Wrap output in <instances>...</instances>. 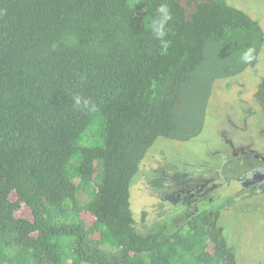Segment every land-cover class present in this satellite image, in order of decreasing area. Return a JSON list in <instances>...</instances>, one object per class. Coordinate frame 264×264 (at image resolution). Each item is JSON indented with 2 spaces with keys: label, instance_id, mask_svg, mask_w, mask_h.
<instances>
[{
  "label": "trees",
  "instance_id": "obj_1",
  "mask_svg": "<svg viewBox=\"0 0 264 264\" xmlns=\"http://www.w3.org/2000/svg\"><path fill=\"white\" fill-rule=\"evenodd\" d=\"M134 1L0 0V264H237L217 210L136 232L129 184L264 31L226 0Z\"/></svg>",
  "mask_w": 264,
  "mask_h": 264
},
{
  "label": "rangeland",
  "instance_id": "obj_2",
  "mask_svg": "<svg viewBox=\"0 0 264 264\" xmlns=\"http://www.w3.org/2000/svg\"><path fill=\"white\" fill-rule=\"evenodd\" d=\"M226 3L242 9L264 31V0ZM262 77L264 45L254 66L214 83L197 136L154 141L129 184L136 232L149 234L199 210H217L237 264H264V183L244 191L235 181L250 164L261 163L255 155L264 158V108L252 99Z\"/></svg>",
  "mask_w": 264,
  "mask_h": 264
},
{
  "label": "flooded vegetation",
  "instance_id": "obj_3",
  "mask_svg": "<svg viewBox=\"0 0 264 264\" xmlns=\"http://www.w3.org/2000/svg\"><path fill=\"white\" fill-rule=\"evenodd\" d=\"M264 77L261 78L263 80ZM261 80L258 83L259 85L261 84ZM255 90V92L252 94V99L253 101L255 100L258 102L263 108H264V103L262 102L260 96L257 95L259 88ZM257 159H259L258 165L255 164H250V166L246 169L243 175H239L236 178V182L240 184L241 188L240 190H256L255 187H259L261 184L264 183V158H260L259 156L255 155Z\"/></svg>",
  "mask_w": 264,
  "mask_h": 264
},
{
  "label": "clouds",
  "instance_id": "obj_4",
  "mask_svg": "<svg viewBox=\"0 0 264 264\" xmlns=\"http://www.w3.org/2000/svg\"><path fill=\"white\" fill-rule=\"evenodd\" d=\"M157 20L154 25L153 31L157 38H163L165 35L164 26L167 23L169 19H171L170 11L166 4H162L157 9ZM254 48L249 47L246 51L243 52V54L240 57V60L242 63H250L254 59ZM79 98H77V103L79 104ZM88 101H85V104H87Z\"/></svg>",
  "mask_w": 264,
  "mask_h": 264
}]
</instances>
